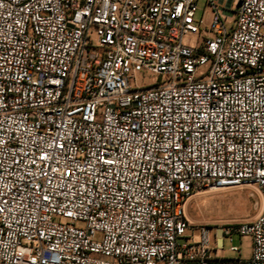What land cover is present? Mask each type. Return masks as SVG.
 I'll return each mask as SVG.
<instances>
[{"label":"built area","instance_id":"2783aa9c","mask_svg":"<svg viewBox=\"0 0 264 264\" xmlns=\"http://www.w3.org/2000/svg\"><path fill=\"white\" fill-rule=\"evenodd\" d=\"M199 1L0 0V264H264V0Z\"/></svg>","mask_w":264,"mask_h":264},{"label":"rangeland","instance_id":"374dc122","mask_svg":"<svg viewBox=\"0 0 264 264\" xmlns=\"http://www.w3.org/2000/svg\"><path fill=\"white\" fill-rule=\"evenodd\" d=\"M204 0L198 3L199 12L196 14L198 20ZM147 84V82H142ZM260 208V196L255 186H244L226 188L220 190H201L195 193L186 204V217L191 224L205 225L210 227L211 235L214 230L220 231L221 226L228 224L246 223L252 221L258 214ZM215 227V228H214ZM214 242V239H212ZM182 243V240H179ZM248 238L232 237V243L223 240L222 256L235 258L236 254L230 253V246L240 247L242 257H247L250 249Z\"/></svg>","mask_w":264,"mask_h":264},{"label":"crops","instance_id":"0c3cea01","mask_svg":"<svg viewBox=\"0 0 264 264\" xmlns=\"http://www.w3.org/2000/svg\"><path fill=\"white\" fill-rule=\"evenodd\" d=\"M212 243H214V244H215V241H214V242L212 241ZM222 252H223V251H221V252H220V255H221V256H222Z\"/></svg>","mask_w":264,"mask_h":264}]
</instances>
